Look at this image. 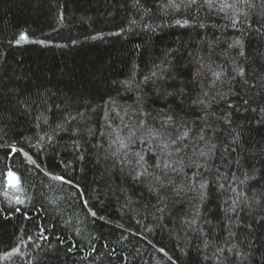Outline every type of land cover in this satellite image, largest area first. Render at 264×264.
Masks as SVG:
<instances>
[{
	"label": "trees",
	"instance_id": "trees-1",
	"mask_svg": "<svg viewBox=\"0 0 264 264\" xmlns=\"http://www.w3.org/2000/svg\"><path fill=\"white\" fill-rule=\"evenodd\" d=\"M220 2L0 0V264H264V0H252L254 7L223 0L235 4L223 11ZM21 34L27 39L17 44ZM208 65L223 70L224 82L202 111L192 100L211 79ZM160 68L167 74L154 87L145 77ZM138 96L153 116L208 126L206 140L217 144L196 191L188 190L194 168L173 174L185 191L171 195L164 213L121 171L119 158L105 159L114 150L109 133L123 128L126 109L124 121L135 120ZM69 111L83 116L48 142L45 132ZM41 112L48 124L37 128ZM142 147L132 144L129 159ZM8 171L19 177L18 189L8 186ZM245 173L255 178L242 184ZM233 201L237 211L226 215ZM197 205L194 228L203 232L184 224Z\"/></svg>",
	"mask_w": 264,
	"mask_h": 264
},
{
	"label": "snow or ice",
	"instance_id": "snow-or-ice-1",
	"mask_svg": "<svg viewBox=\"0 0 264 264\" xmlns=\"http://www.w3.org/2000/svg\"><path fill=\"white\" fill-rule=\"evenodd\" d=\"M181 4H187L191 6L197 4L198 0H180ZM216 3V0H203V4L207 5L209 8L213 7ZM237 3L247 4L249 7H254L252 0H237ZM180 5L176 3V0H168V3L165 7L178 8ZM203 6V5H202ZM235 4L224 3L223 0L220 2V10L223 11L225 8H234ZM246 15V13H243ZM179 23V21H177ZM233 23L237 21L233 20ZM27 37L24 34H21L17 44L20 41L26 40ZM240 42L236 41L234 46H239ZM240 55H244L242 46ZM205 65L200 64L196 70V77L199 79L201 74L204 72ZM207 72L210 73L211 79L206 83L202 82L200 87L201 91L197 94L196 99L192 100V104L196 106H203L201 109L206 110L208 104L205 102V98L212 99L210 93L216 90L218 83H223L222 77L224 76L223 70H216L212 68L211 65L207 66ZM167 74V70L160 68V74L153 72L151 76H146L145 81H152L153 86H156V81L164 80ZM237 75L243 76V71L237 73ZM131 87V85H129ZM137 89H140V85H137ZM183 90L181 89V93ZM167 95H173L169 92ZM216 95H220V98L223 99V94L221 95L219 91H216ZM247 102V101H245ZM231 107V105H229ZM59 108V106H57ZM47 112H51L52 109L48 108ZM128 110L124 111V116H127ZM108 114L106 113V116ZM119 115V113H117ZM133 115L135 120L129 119V121H124V116H120L121 123L123 128L112 129L109 133V149H114L109 151L108 155L105 156V159L108 158H119L118 162L121 166V171L127 169L128 176L131 177L134 183H138L143 186V189L152 197H155L157 204L154 205L155 211L159 213H164L168 207V200L171 198L172 194H175L176 197L180 196V193L185 191L183 185H177L173 174H182L184 168L192 167L195 169L192 175V183L188 185V190L196 191L193 186L196 182V179L203 175V172L200 170L208 171V161L215 159L217 144L212 143L211 140H206V132L209 130L208 126H197L195 128L189 127L187 123L179 119L176 115L172 113H167L162 116H153L151 112L147 111L144 108V101L142 96H138L136 100V108ZM82 117L83 113H78L77 116H73L71 112H65L64 119L62 123L57 124L55 129L51 130V133L45 132L48 142H51L53 136L52 133H55L58 129H63L64 126L71 121L76 120L77 117ZM48 116L44 112H41L40 115L36 117L37 123L36 127H40V121L42 120L44 124H48ZM153 121H159L158 126ZM108 127H111L109 124ZM51 128V125H49ZM124 129L128 130L127 135H123ZM91 131V130H89ZM101 136L104 135L103 132L100 133ZM45 136H40V141H44ZM200 142H204V147H199V150L196 149L199 146ZM238 142V138H233L232 144L235 145ZM134 143L140 145H147V148H141L140 151L131 153L132 159H129V150L130 146ZM8 149L12 154L17 153L18 151L22 152L25 159L32 164H35V161L28 155V153L23 152L22 149H17L15 145H7ZM191 150V155L189 156V151ZM229 149L225 148L224 151L227 152ZM235 147H231V151H235ZM151 153V155H148ZM196 157V159H193ZM82 158V157H81ZM187 158V159H186ZM200 158H203L204 163H200ZM232 163V162H230ZM238 167H242L241 161L237 159L234 161ZM47 175V173H46ZM235 175V174H233ZM7 176L9 179V187L19 188V177L15 175L14 172L8 171ZM255 177H248L245 173V179L241 183H245L249 179H254ZM53 179L61 181L62 183L71 184V181L65 180L64 177L55 176ZM208 186V182H200V201L201 203L207 198L205 189ZM220 188H223L224 185H219ZM82 194V193H81ZM143 194V193H142ZM129 203L131 201L129 200ZM227 203V201L225 202ZM238 201H233V205L228 209H225V214L229 212H236L237 209L235 204ZM92 216L96 214L91 213ZM162 218V217H161ZM201 218L200 206H196L195 212L192 214L190 219H185L184 224L189 227L190 230H195L198 232H203V228H194L197 224V221ZM259 222V221H258ZM205 224L210 223L208 220H204ZM43 236V233L41 232ZM228 235L234 236L235 233L229 230ZM47 239V237H43ZM231 251V248L228 249ZM223 251V249H219Z\"/></svg>",
	"mask_w": 264,
	"mask_h": 264
}]
</instances>
